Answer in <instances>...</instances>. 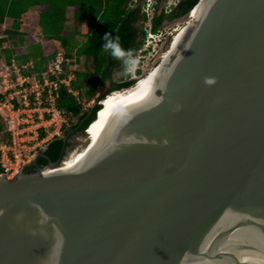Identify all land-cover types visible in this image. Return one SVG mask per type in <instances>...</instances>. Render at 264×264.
<instances>
[{
  "label": "water",
  "instance_id": "95a60500",
  "mask_svg": "<svg viewBox=\"0 0 264 264\" xmlns=\"http://www.w3.org/2000/svg\"><path fill=\"white\" fill-rule=\"evenodd\" d=\"M185 28L77 165L0 177V264H264V0Z\"/></svg>",
  "mask_w": 264,
  "mask_h": 264
},
{
  "label": "trees",
  "instance_id": "16d2710c",
  "mask_svg": "<svg viewBox=\"0 0 264 264\" xmlns=\"http://www.w3.org/2000/svg\"><path fill=\"white\" fill-rule=\"evenodd\" d=\"M20 5H27L25 0H18ZM129 0H99L101 17L106 20L104 24L101 21L97 27H95L87 45L83 48V54L85 56V62L90 58H94L96 61L95 81L90 84L88 81L89 72L75 71L74 78L70 82L68 87L64 85L59 86L55 94V107L58 111L62 112L67 119L76 118L77 122L70 127L66 133V139L55 138L48 144L47 149L44 151L43 157L38 158L37 164L40 167L46 166L47 163H55L61 159L63 152L71 145L70 139L78 132H83L88 126L95 120L96 113L100 109V106L96 104L93 108H85V105L92 101L97 95L98 90H104L101 95L96 97V102L102 100L105 96L112 92H119L131 89L135 85V80H129L125 70V65L122 59L113 58L108 51H105L103 45L106 43L104 40L105 33L110 35V38L119 37L121 47L128 51L130 50L132 56H135L142 48L146 31L141 26L136 27L135 24L147 22V16L140 11V8H136L132 11L126 9L125 5ZM160 2L161 0H157ZM167 0H162L163 4ZM199 0H180L176 7H173L169 14H165L164 5L160 10H156L151 19L150 31L154 34L159 32L162 24L165 21H173L180 17H183L189 13L198 3ZM202 0L199 1V3ZM15 0H0V21L4 18H13L16 21L23 14L25 9L17 4ZM198 3V4H199ZM158 9V8H157ZM141 12V14H140ZM10 34H12L10 32ZM12 36V35H9ZM139 37V40H138ZM11 50H0V61L5 60L8 62L13 55ZM17 59V57H15ZM28 57H21L22 61ZM18 63L27 64V61H19ZM39 72V70L36 68ZM115 70L120 71L118 81L115 83L112 81V75ZM36 73L32 71V74ZM139 73V72H138ZM39 77V74H34ZM109 82L106 88V83ZM71 91V92H70ZM73 92L78 94L77 97L73 95ZM43 99L46 98V94L43 95ZM20 103H16V108L20 107ZM10 144V137L5 129L3 118L0 115V143Z\"/></svg>",
  "mask_w": 264,
  "mask_h": 264
},
{
  "label": "crops",
  "instance_id": "0c3cea01",
  "mask_svg": "<svg viewBox=\"0 0 264 264\" xmlns=\"http://www.w3.org/2000/svg\"><path fill=\"white\" fill-rule=\"evenodd\" d=\"M68 1L77 3L70 2L66 5V0H25L27 5H20L19 1L15 0V5L19 4L22 9H25L23 14L17 21L8 17L0 21V29L3 28V32L0 34L3 36L0 46L6 45L8 40H13L15 49L7 50H11V55L17 57L19 61H27V64H30L31 73L36 69V63L43 61V67L39 69V72L36 70V73L39 74V77L36 76L37 78L45 73V65L47 67V64L54 61L58 55L67 59L64 67L68 72L73 71L74 73L77 70L86 72L85 69L78 68V65L82 63V58L85 61L82 50L95 29V27L92 28V23L99 22L101 16L99 0L96 1L97 13L91 20L82 19L84 17V10H82L84 0ZM125 7L132 11L126 5ZM71 9H73L72 12H70ZM68 37L73 38L76 42L72 49L69 48ZM19 44L23 47L19 48ZM34 49L37 50V53L33 52ZM21 57L28 58L22 61ZM19 64L21 63L19 62ZM16 115L21 125V139L36 146V156L43 153L52 140L63 137L58 135L61 128H53L50 115L44 108L37 107L35 103L30 106L29 110L17 111Z\"/></svg>",
  "mask_w": 264,
  "mask_h": 264
},
{
  "label": "built area",
  "instance_id": "2783aa9c",
  "mask_svg": "<svg viewBox=\"0 0 264 264\" xmlns=\"http://www.w3.org/2000/svg\"><path fill=\"white\" fill-rule=\"evenodd\" d=\"M168 1L169 0L166 1L164 6L165 14H169L180 0H176L172 3ZM150 7L151 5H148V8ZM148 8L143 9V13H145L147 17L149 16ZM147 36H149L150 42H152L154 41L153 36H157V33L154 34L150 31L147 33ZM2 39L3 36L0 35V41H2ZM167 46L169 47V44ZM14 47L15 42L13 40H8L6 45L0 46V50L15 49ZM22 47L23 46L19 44V48ZM146 50H148V47H146L144 51H139L140 53L137 54L136 57H133L136 60L139 59V61L134 71H126L127 75L131 76V80L138 76L139 70L142 72L141 65L139 64L141 60H143ZM66 62V58L58 55L54 61L47 64L45 73L40 78H37L28 70L30 64H19L15 57L11 58L8 62L5 60L0 61V115L2 116L1 113L4 112V117L2 116L3 122L10 137V144L0 143V177L7 179L16 177L36 156V146L21 139V125L17 120V111L29 110L33 103H35L37 107L43 104L41 107L50 115V120L52 122L56 121L55 119H58L60 122H65V115L55 107L54 93L61 85L68 87L74 78L73 71L68 72L64 69V64ZM25 71L29 73L23 75L22 73ZM11 74L16 75L14 81H12ZM31 79L34 80L31 82ZM44 94H46L45 99L42 98ZM73 95L75 97L78 96L76 92H73ZM16 103H20L21 106L16 108ZM86 105L85 108H88ZM51 125L57 126L54 122L51 123Z\"/></svg>",
  "mask_w": 264,
  "mask_h": 264
},
{
  "label": "rangeland",
  "instance_id": "374dc122",
  "mask_svg": "<svg viewBox=\"0 0 264 264\" xmlns=\"http://www.w3.org/2000/svg\"><path fill=\"white\" fill-rule=\"evenodd\" d=\"M96 1L97 0H84V3L82 5V10H84L83 11L84 17H82V19L84 18L85 20H88V19L91 20L96 15V13H97V10H96L97 2ZM161 1L158 2L157 0H129L126 3V6L129 7V9H132V10H134L136 8H140V11L143 12L144 11L143 9H146V8H148V5H151V7L148 8V15L149 16L147 17V19H148L147 22L144 23V24H142V22H138L137 23L139 26L143 25V26H141L142 29L143 30L145 29V31H147V33H149L150 32V28H151V19H152L153 15H154L155 11L156 10H160L163 5L165 6V4H163ZM174 1H176V0H169L168 2L172 3ZM70 2L77 3L76 1H68V0H66L65 4L67 5ZM91 4H92V6H91ZM0 5H1V3H0ZM72 11H73V9L70 10V12H72ZM140 14H141V12H140ZM198 17H199V13L198 12L191 11V13H190L188 18L187 17H180V18H178L176 20H173V21H165L162 24V27L159 29V32H157V36H155V37L153 36L154 41H152V42H150L151 40H150L149 36H147V33H146L147 37L145 38V44L139 51H144L146 49V47H148V50H146V54H144L145 52L143 53L144 54V56H143L144 58H143V60H141V63L139 64V65H141V68H142V74H140L139 76L135 77V80L141 79L142 76H146L147 74H149L150 71L153 70L154 67L158 66L159 63L161 62L162 57L164 56V54L169 50V48H167L168 47L167 43L169 42V40L171 38H173L175 36L176 31L179 30L180 28H182L183 26H186L188 23L195 21ZM101 21H103L104 24L106 23V20L105 19L103 20V18L100 16L99 22L92 23L93 24L92 28L97 27V25ZM55 30H56V28H55ZM2 32H3V28L0 29V34ZM67 41H68V44H69V48L72 49V47L75 45L76 42L74 41L73 38H70V37L67 38ZM33 52L37 53V50L34 49ZM139 53L140 52H138L137 54H139ZM137 54L135 56H133V57H136ZM137 61H139V59ZM81 62L82 63H79L78 68L85 69L86 71L88 70L89 75H90L89 78H88L89 79L88 81L90 82V84L93 83L95 81V78H96V75H95L96 61L94 60V58H91V59H88L85 62L83 60V58H82ZM29 67L30 66H28V70H30ZM35 67L38 70L41 69L43 67V61L39 62V63H36ZM45 68H46V65H45ZM34 71L37 72L36 69H34ZM27 73H29V72L25 71L22 74L24 75V74H27ZM119 76H120V71L119 70H115L113 75H112V81L116 83L118 81V79H119ZM15 77H16V75L11 74L12 81H14ZM127 79H129V78H127ZM129 80H131V78ZM30 81L32 82V80H30ZM108 85H109V82L106 83V88L108 87ZM135 87L136 86L132 87L131 89H133ZM131 89H128V90H131ZM103 91L102 90H98L97 91V95L95 96V98L92 101H90L86 105V107H92L96 103V97L101 95L103 93ZM124 91H127V90H124ZM109 95H107V97ZM41 106H39V107H41ZM1 114L4 117V112H2ZM55 120L58 121L59 123L56 122V121H53L57 126L52 125V127L56 128V129H60L61 128L58 131V135L59 136H63V137L65 136V134H63L64 131L69 129L70 127H72V125H74L77 122L76 118H71V119L70 118L69 119L66 118L65 122H60L58 119H55ZM89 138H90V136H89L88 132L86 133V135L83 132H78L76 135H74L70 139L71 145L68 147L66 152L68 153V152L71 151V152H74V153H76V152L82 153L86 149V147H87V145L89 143V140H90Z\"/></svg>",
  "mask_w": 264,
  "mask_h": 264
},
{
  "label": "bare ground",
  "instance_id": "6f19581e",
  "mask_svg": "<svg viewBox=\"0 0 264 264\" xmlns=\"http://www.w3.org/2000/svg\"><path fill=\"white\" fill-rule=\"evenodd\" d=\"M209 1H211V0H202L191 11L198 12L199 17H200V14L203 12L204 8H206ZM191 23L192 22H190L188 24H191ZM186 26H183L182 28L177 30L175 36L173 38H171L170 41H171L172 47H171L170 51L172 49H175V47H177L179 41L182 38V35H183L185 29H186L185 28ZM167 53H168V51L164 54V57L162 59H164L165 57L166 58L168 57V54L170 52L168 54ZM160 65H161V62L159 63L158 66L154 67L153 70L149 72V74H147L145 77L141 78V80L139 81V83L136 85L135 88H133L131 90H127V91L114 92V93H111L108 97L105 96L104 97L105 99L103 98V100L100 101L101 109L99 110L95 120L88 126V128L85 132V135L88 132V134L90 136V138H89L90 140H89V143H88L86 149L82 153H79V152L74 153L71 151L68 152L66 154V156L64 157V159L61 160V163L59 164V166L57 168H55V169L46 168L44 170V174L45 175L60 174V173H63L67 170L72 169L75 165H77L84 158V156L87 154V152L96 144L99 136L101 135V133L104 129L106 121L110 117L114 108H118V107H121L124 105H128V104L132 103L133 101L137 100L138 98H140L143 95V93L148 89L150 84L152 83L154 75L156 73V70L160 67Z\"/></svg>",
  "mask_w": 264,
  "mask_h": 264
},
{
  "label": "clouds",
  "instance_id": "9594fccd",
  "mask_svg": "<svg viewBox=\"0 0 264 264\" xmlns=\"http://www.w3.org/2000/svg\"><path fill=\"white\" fill-rule=\"evenodd\" d=\"M104 40L106 41V43L103 45L104 50L108 51L113 58L122 59L124 65H125V70L126 71H128V72L134 71L136 66H137L138 61L135 58H133L132 53H131L130 50L126 51V50H124L121 47V44H120V41H119V37L110 38V35L108 33H105ZM64 69H65V67H64ZM138 72H139L138 76L140 74H142L141 70H139ZM128 77L130 79L131 76L128 75ZM143 77H145V76H142V78ZM133 80H135V79H133ZM140 80L141 79L135 80L136 82H135L134 86H136L139 83ZM206 82L207 83H211L212 80L208 79V80H206ZM112 93H114V92H112ZM100 101L96 102L94 105L98 104L101 107ZM86 130H84L83 133H85Z\"/></svg>",
  "mask_w": 264,
  "mask_h": 264
},
{
  "label": "flooded vegetation",
  "instance_id": "af4514ba",
  "mask_svg": "<svg viewBox=\"0 0 264 264\" xmlns=\"http://www.w3.org/2000/svg\"><path fill=\"white\" fill-rule=\"evenodd\" d=\"M135 26H136V27H139V25H138L137 23L135 24ZM138 40H139V37H138ZM168 44H169V42L167 43V45H168Z\"/></svg>",
  "mask_w": 264,
  "mask_h": 264
}]
</instances>
